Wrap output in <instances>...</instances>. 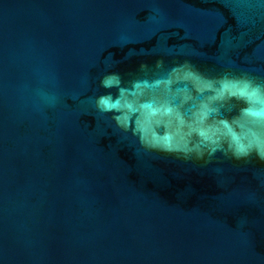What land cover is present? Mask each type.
I'll return each mask as SVG.
<instances>
[{
    "label": "water",
    "instance_id": "water-1",
    "mask_svg": "<svg viewBox=\"0 0 264 264\" xmlns=\"http://www.w3.org/2000/svg\"><path fill=\"white\" fill-rule=\"evenodd\" d=\"M142 62L264 79V7L0 0V264H264V161L146 150L95 111Z\"/></svg>",
    "mask_w": 264,
    "mask_h": 264
},
{
    "label": "clouds",
    "instance_id": "clouds-1",
    "mask_svg": "<svg viewBox=\"0 0 264 264\" xmlns=\"http://www.w3.org/2000/svg\"><path fill=\"white\" fill-rule=\"evenodd\" d=\"M255 3L264 7V0ZM162 63L157 60L156 68ZM139 69L144 75L127 83L118 72H107L100 87L115 92L91 98L97 113L112 114L115 130L130 132L143 149L177 153L185 161L208 163L217 152L235 161L253 155L264 161V79L234 71L210 78L187 63L151 77L148 63ZM38 96L47 106L57 102L43 90ZM232 101L242 107L228 118L224 111L232 110Z\"/></svg>",
    "mask_w": 264,
    "mask_h": 264
}]
</instances>
